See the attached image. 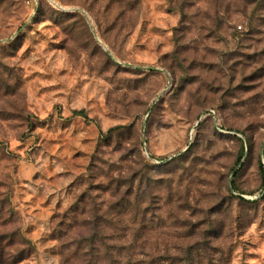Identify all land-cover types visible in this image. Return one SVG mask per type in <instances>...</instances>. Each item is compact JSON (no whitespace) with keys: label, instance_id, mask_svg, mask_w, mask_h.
<instances>
[{"label":"rangeland","instance_id":"obj_1","mask_svg":"<svg viewBox=\"0 0 264 264\" xmlns=\"http://www.w3.org/2000/svg\"><path fill=\"white\" fill-rule=\"evenodd\" d=\"M260 164L264 0H0V238L33 243L19 264H59L63 217L123 196L147 218L136 240L140 216L106 225L119 245L264 264Z\"/></svg>","mask_w":264,"mask_h":264},{"label":"trees","instance_id":"obj_2","mask_svg":"<svg viewBox=\"0 0 264 264\" xmlns=\"http://www.w3.org/2000/svg\"><path fill=\"white\" fill-rule=\"evenodd\" d=\"M252 148L253 145L250 144V149ZM260 170L264 176L262 164H260ZM121 187V185L117 187L118 192L121 191ZM102 208L96 205L95 209L90 212L85 211L86 208H84L82 213L63 217L53 233V239L60 245L59 264H204L203 258L206 259L207 251L203 250L204 254L194 246L187 250H179V255L169 253L162 255V251L158 249L148 251L144 246L115 243L123 236L118 237L119 231L116 228L117 231L113 234L107 233L106 225L117 226L118 223L126 221L128 214L132 215L130 222L136 224L140 216L139 230L135 234L131 233L133 240H136L143 221L147 218V209L137 207L136 215H133L136 209L129 211L130 203L127 196L120 197L111 203L110 209L113 213L103 214ZM4 236L5 240L10 238L8 235ZM124 237H127L126 233ZM11 240L12 242L9 241L4 246L2 245L4 240L0 238V264H19L34 250L33 243L21 232ZM16 243L18 248L12 251ZM196 260L199 263H196Z\"/></svg>","mask_w":264,"mask_h":264}]
</instances>
